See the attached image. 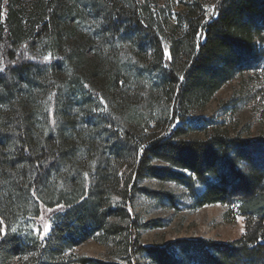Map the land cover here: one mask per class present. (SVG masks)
I'll return each instance as SVG.
<instances>
[{
	"label": "trees",
	"instance_id": "trees-1",
	"mask_svg": "<svg viewBox=\"0 0 264 264\" xmlns=\"http://www.w3.org/2000/svg\"><path fill=\"white\" fill-rule=\"evenodd\" d=\"M77 3H0V264H68L90 240L124 237L115 249L125 264H264V134L200 120L205 139H178L238 77L264 103V0H180L177 12ZM88 18L95 38L85 42ZM146 178L182 185L194 209L226 205L245 232L144 246L141 232L162 224L138 222L136 196L176 206L173 193L139 187Z\"/></svg>",
	"mask_w": 264,
	"mask_h": 264
},
{
	"label": "rangeland",
	"instance_id": "rangeland-1",
	"mask_svg": "<svg viewBox=\"0 0 264 264\" xmlns=\"http://www.w3.org/2000/svg\"><path fill=\"white\" fill-rule=\"evenodd\" d=\"M10 2L11 8L27 5L32 0H0V3ZM77 0H64L67 8L75 7L80 10L81 3ZM144 1V0H141ZM154 10L161 7L168 11L177 12L181 9L180 0H148ZM79 13V12H77ZM78 17V15L76 16ZM0 16V24L3 22ZM76 22V19L73 21ZM84 22V23H83ZM86 28V41L95 38L93 35V21L88 18L82 21ZM91 38V39H90ZM241 77L225 84L207 104L190 118L195 121L194 126H186V134L178 139H205L206 135L200 130V120L206 122L223 123L231 135L241 134L246 138H256L264 134V103L259 104L253 96L257 92L253 85L240 87ZM181 124V121L177 122ZM166 133V127L161 134ZM158 165H166L165 162L157 161ZM179 170V169H177ZM130 169L125 172L128 173ZM139 187H147L152 190H165L173 193L176 197V206L173 207L168 201L156 203L141 195L136 196L135 207L140 224L148 221H160L161 227H152L141 232V242L144 246H164L167 243L175 242L177 239H211L218 242H230L243 235L245 232V221L242 217H226L227 206L224 204H212L194 209L190 194L185 188L175 182H160L154 178H146L139 182ZM125 238V237H124ZM115 239L109 245L101 244L96 240H90L68 254V264H84L79 258L103 261L118 262L125 264L126 254L122 247L115 249V245L125 242V239ZM114 246V247H113ZM143 264H152L147 257L142 256Z\"/></svg>",
	"mask_w": 264,
	"mask_h": 264
},
{
	"label": "snow or ice",
	"instance_id": "snow-or-ice-1",
	"mask_svg": "<svg viewBox=\"0 0 264 264\" xmlns=\"http://www.w3.org/2000/svg\"><path fill=\"white\" fill-rule=\"evenodd\" d=\"M46 59H48V58H46ZM2 70H3V68L0 67V71H2ZM262 70H264V69H262ZM62 207H63L62 205L57 204V208H62ZM48 210L51 211V209H48ZM41 219L43 220V217H41ZM50 228H51L50 223L44 222V223H42V225L37 226L35 228V231H36V234L41 239H43V237L49 233ZM8 230L9 229H8L7 225L4 223L3 218L0 217V239H3L5 236H7ZM12 231H15V229H12Z\"/></svg>",
	"mask_w": 264,
	"mask_h": 264
}]
</instances>
